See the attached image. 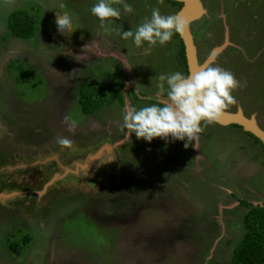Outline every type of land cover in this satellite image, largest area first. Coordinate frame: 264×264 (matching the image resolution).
Returning <instances> with one entry per match:
<instances>
[{"label":"rangeland","instance_id":"obj_1","mask_svg":"<svg viewBox=\"0 0 264 264\" xmlns=\"http://www.w3.org/2000/svg\"><path fill=\"white\" fill-rule=\"evenodd\" d=\"M199 1L203 12L189 22L198 62L226 35L214 64L247 82L228 110L264 129V0ZM96 2L0 0V264H230L245 232L238 200L264 201L262 148L243 129L218 123L196 148L129 137L126 109L155 103L159 75L181 72L180 36L137 48L101 29L90 11ZM126 2L133 13L110 27L135 31L152 8L170 15L182 6ZM15 9L35 15L33 36L10 34ZM56 13L72 18L73 33L58 31ZM91 79L106 86L109 101L87 116L77 93L84 80L92 92ZM58 137L72 146L62 148ZM104 145L112 147L78 168Z\"/></svg>","mask_w":264,"mask_h":264},{"label":"clouds","instance_id":"obj_2","mask_svg":"<svg viewBox=\"0 0 264 264\" xmlns=\"http://www.w3.org/2000/svg\"><path fill=\"white\" fill-rule=\"evenodd\" d=\"M158 2L163 4L164 0ZM90 11L100 21L101 29L115 31L124 40L131 39L137 48L147 44L146 50L157 44L166 45L175 34L183 36L190 27L178 14H161L159 7L152 8L150 18L144 17L135 31L110 27L122 15L133 13V7L126 0H97ZM56 25L63 35L73 33L72 18L67 13H56ZM158 80L156 97H163L164 102L157 99L139 109L127 108L122 128L127 129L129 137L134 133L137 139L148 143L156 138L187 141L185 148L189 145L195 147L205 128L218 123L226 110L237 103L233 92L247 86L246 81L238 80L230 70L215 65L212 58L206 60L197 72L160 74ZM74 128L75 125L70 124L68 130L74 131ZM57 143L62 148H70L73 142L67 137H58Z\"/></svg>","mask_w":264,"mask_h":264},{"label":"trees","instance_id":"obj_3","mask_svg":"<svg viewBox=\"0 0 264 264\" xmlns=\"http://www.w3.org/2000/svg\"><path fill=\"white\" fill-rule=\"evenodd\" d=\"M172 5L181 4L175 0H168ZM8 31L13 36L19 38H29L33 36L36 28V18L34 14L29 13L25 9L12 10L7 16L6 22ZM179 37V34H176ZM179 49L177 60L181 67V73L187 74L186 58L184 54V46L179 38ZM84 80L79 86L77 100L81 103V109L84 114L96 112L98 108L103 107L109 101L106 94L105 85L99 81L91 79L90 84H95L92 92L84 91ZM123 87V85H121ZM99 90V91H98ZM112 92V90H110ZM112 96V95H111ZM123 102V101H122ZM229 126L239 127L238 124H229ZM251 136L256 144H259L264 153V143L254 136L252 133L244 131ZM240 204L247 208L243 215V226L245 232L239 242L233 247L230 264H264V205L253 204L246 200H238ZM29 239L28 236L23 238V243ZM12 249L16 246L9 245Z\"/></svg>","mask_w":264,"mask_h":264},{"label":"water","instance_id":"obj_4","mask_svg":"<svg viewBox=\"0 0 264 264\" xmlns=\"http://www.w3.org/2000/svg\"><path fill=\"white\" fill-rule=\"evenodd\" d=\"M182 4L180 10L177 12V14L182 17L184 20H186L188 23L196 18H198L202 11L201 3L199 0H175ZM194 5H196V8H194ZM182 43L184 45V54L186 58V66L187 71L189 72H197L200 70L201 66L205 63L206 60L212 58L214 60L215 55L218 54L221 49H223L225 43H227L226 35H225V42L224 44L220 46H216L213 48L203 63H199L198 57H197V49L195 47V44L193 42L192 36L187 30L183 36L179 35ZM187 73V74H188ZM161 100V99H160ZM164 102L163 100H161ZM218 124L221 125H229V124H238L242 127L244 131L252 133L254 136L258 137L262 143H264V129H262L254 117L252 116H245L244 113H242L241 110H235V111H229L226 110L225 114L221 118V120L218 122ZM105 149H108L109 145H104ZM99 151H101V148L95 151L92 155H88L89 158L93 157L94 155L98 154ZM86 163V162H85ZM264 172V168H263ZM60 178L58 174L54 175L46 185L51 184L56 179ZM45 185V186H46ZM264 204V201L262 202Z\"/></svg>","mask_w":264,"mask_h":264},{"label":"crops","instance_id":"obj_5","mask_svg":"<svg viewBox=\"0 0 264 264\" xmlns=\"http://www.w3.org/2000/svg\"><path fill=\"white\" fill-rule=\"evenodd\" d=\"M126 85H129L128 83H126ZM126 85H125V87H126ZM166 94V93H165ZM160 98V97H159ZM161 99V98H160ZM163 99V98H162ZM161 99V100H162ZM106 105V104H105ZM95 113V112H94ZM94 113H90V114H86L87 116H89V115H91V114H94ZM263 129V128H262ZM109 134H110V139L111 140H114V141H116V139H114V137H112L113 136V131L111 132H109ZM113 143V145H116V143H118V145H120L121 143L122 144H124V141H121V140H118L117 142H112ZM102 144H104V143H102ZM101 145V144H100ZM91 146H93V144L91 145ZM111 146V145H110ZM117 146V145H116ZM99 147V146H98ZM98 147H96L93 151H91V152H95L96 150H97V148ZM112 147V146H111ZM49 160V159H48ZM48 160H46V161H48ZM57 162H59V160H57ZM41 163L42 164H44V163H46V162H43V161H41ZM36 164H39V163H33V164H28L29 166H28V168H31V167H33V166H35ZM37 166V165H36Z\"/></svg>","mask_w":264,"mask_h":264},{"label":"bare ground","instance_id":"obj_6","mask_svg":"<svg viewBox=\"0 0 264 264\" xmlns=\"http://www.w3.org/2000/svg\"><path fill=\"white\" fill-rule=\"evenodd\" d=\"M194 8H196V5H194ZM103 149H105V146H103L102 148H101V151H99V153L98 154H96V155H94L93 157H91V158H89V156H87L86 157V163L85 164H79V167L78 168H80L82 165H83V167H81V168H85V167H87V165H89L88 163H90V161H92V160H95V159H97L98 157H100V155L103 153ZM109 149V148H108ZM92 155V154H91ZM75 171H78V169H76Z\"/></svg>","mask_w":264,"mask_h":264},{"label":"flooded vegetation","instance_id":"obj_7","mask_svg":"<svg viewBox=\"0 0 264 264\" xmlns=\"http://www.w3.org/2000/svg\"><path fill=\"white\" fill-rule=\"evenodd\" d=\"M197 53H198V52H197ZM158 99H160V98H158ZM230 127H233V126H230ZM241 129H242V127H241ZM251 138H252V137H251ZM79 146H80V145H77V148H80ZM102 154H103V153H102ZM102 154H101V155H102ZM90 155H91V154H90ZM92 161H94V160H92ZM90 162H91V161H90ZM89 164H90V163H89ZM96 179H98V178H96Z\"/></svg>","mask_w":264,"mask_h":264}]
</instances>
